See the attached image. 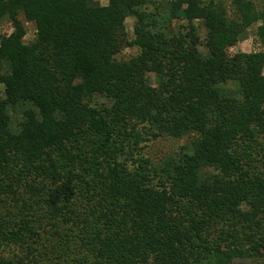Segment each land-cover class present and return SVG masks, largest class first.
<instances>
[{
    "label": "trees",
    "instance_id": "trees-1",
    "mask_svg": "<svg viewBox=\"0 0 264 264\" xmlns=\"http://www.w3.org/2000/svg\"><path fill=\"white\" fill-rule=\"evenodd\" d=\"M3 22L0 264H264V0H0ZM144 134L189 140L155 161Z\"/></svg>",
    "mask_w": 264,
    "mask_h": 264
},
{
    "label": "rangeland",
    "instance_id": "rangeland-1",
    "mask_svg": "<svg viewBox=\"0 0 264 264\" xmlns=\"http://www.w3.org/2000/svg\"><path fill=\"white\" fill-rule=\"evenodd\" d=\"M226 2L227 4H231L232 0H221ZM99 2L103 5H106L108 3V0H99ZM21 19L24 21L27 34L25 37V42H31L36 37V26L33 22L26 21L23 16H21ZM135 23V19L130 17L127 19V29H128V36L129 39L133 37V25ZM13 27L8 24V22L0 23V32L4 31L6 33H10L12 31ZM256 25L249 28L248 37L238 42L236 45L231 46L228 51L230 54H234L236 52H250L252 50H259L261 46L257 44L256 42ZM139 48L135 45L127 46L119 55V57H122L124 59H128L133 55H137L139 53ZM264 72V70H263ZM151 76L154 77L152 74ZM0 90H3L2 85H0ZM146 138L144 137L140 144L143 146L144 153L152 158L155 161H158L161 158L167 157L169 155H172L176 153L182 146H184L188 142V136H183L179 138H173V137H166V136H160L157 138H147V135L144 134ZM56 261V259H55ZM61 262H66L65 264H71L70 258L64 257L61 259ZM252 259H243V258H237L236 260L232 261L230 264H253ZM56 264V263H55Z\"/></svg>",
    "mask_w": 264,
    "mask_h": 264
}]
</instances>
